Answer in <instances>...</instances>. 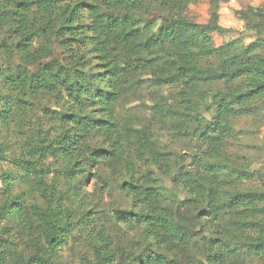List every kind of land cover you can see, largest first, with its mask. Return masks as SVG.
<instances>
[{"label": "trees", "instance_id": "obj_1", "mask_svg": "<svg viewBox=\"0 0 264 264\" xmlns=\"http://www.w3.org/2000/svg\"><path fill=\"white\" fill-rule=\"evenodd\" d=\"M12 1L0 19L21 38L22 62L36 69L0 68V123L28 133L10 156L14 169L0 173V264H56L75 230L94 257L79 264H264V188L236 187L264 182V172H247L246 158L229 147L236 121L264 119V9L235 11L253 40L215 45L211 34L225 31L219 0H210L208 23L180 15L195 0ZM52 40L66 64L39 62ZM142 90L151 96V125L120 123L117 104ZM39 96L56 100L44 112L54 136L31 119ZM165 125L176 141L194 139L193 152L171 154L154 130ZM97 137L104 146L91 144ZM7 150L0 143V161ZM93 164L124 169L119 188L129 209L113 207L103 219L78 204ZM52 166L67 192L60 179L47 183ZM113 225L120 239L138 232L140 252L132 240L114 248Z\"/></svg>", "mask_w": 264, "mask_h": 264}, {"label": "rangeland", "instance_id": "obj_2", "mask_svg": "<svg viewBox=\"0 0 264 264\" xmlns=\"http://www.w3.org/2000/svg\"><path fill=\"white\" fill-rule=\"evenodd\" d=\"M0 2V8L4 10L3 12H8L13 5L12 0H0ZM249 5L264 9V0H219L218 23L225 28V31L221 34L216 32L211 34L215 45H220L222 42L238 37H240L244 43H248L254 39V33L243 29V22L238 19L235 14L236 10L244 9ZM152 13L154 12H151V14ZM180 15L196 23H208L212 20L210 0H195L192 3L190 2L182 9ZM7 27L8 25L0 19V68L6 69V71H14L18 68H25L27 72L35 70L36 65L31 66L22 62L21 53L18 52V48L16 47L18 42H22V40L20 37L15 36L14 33L11 32V29ZM41 39L42 38L34 40L32 43L33 48L38 47ZM46 45H48L49 48L48 55L39 62H49L51 60L59 61V63L63 64L68 62V60H64L63 58L62 48L58 45V41L52 40ZM170 91L173 92L174 90L165 88L163 93L169 95ZM34 101H36V110L34 111L35 113H31V119L33 121H35L36 118L42 120V135L48 134L50 131L51 136H54L55 129L53 128L56 127V125H53L54 119H52L50 115L44 114V112L55 109L56 100L39 96ZM152 105L150 93H147L146 90H142L139 91L137 95L129 96L119 102L115 108V113L120 123L128 122L131 126L141 128L143 125H151L149 122L151 119ZM30 127L33 126L31 125ZM157 127H154V130L160 134V139L168 146L171 154L183 153L186 155L189 152H193V149L197 147V143L194 139L176 141V137L170 130L166 129V125L162 129H159V127L157 129ZM26 128L27 127H23L22 129L26 132ZM22 129H19V126L14 123L7 129V127L2 126L0 123V143H5L8 146L6 159L0 161V173L12 171L14 169V166L10 162V156L11 154L13 155V153L17 154L21 152V148L24 146L28 135L27 132H20ZM235 130H237V134L229 144L232 156L235 157L237 155L242 159L246 158L250 165L249 169H246L247 172L257 169L264 172V119L261 125L255 123L253 119H240L235 122ZM91 144L99 148L104 146L105 140L97 137L91 140ZM52 168L54 171L46 177L47 183L52 182L53 179H60L61 183L59 189L66 191L68 186L63 183L58 166H52ZM85 176L86 183L85 186L81 188L82 195L78 204H87V208L97 211V218H108L109 210L113 207L122 210L130 208V204H132L131 201L119 188L120 183L128 179L124 169L112 171L109 168L105 169L99 165L93 164L86 167ZM236 187L259 190L264 188V182L257 178H253L244 180L242 184ZM71 194L72 192L68 191L65 196H72L73 194ZM72 200H75V198L72 197ZM104 221L109 225L107 220ZM118 226L122 227L125 225L123 223H118ZM125 230L126 229H123V231ZM109 232L116 241V244L113 245L114 248L116 246V248L120 250L126 240H132L138 244L135 245V252L138 253L142 249L143 244L138 232L130 231L123 239H120L119 236L121 233L116 225H113L112 229H109ZM81 234L82 233L75 230L73 239L71 238L57 254L53 255L56 264L84 263L85 258H89L92 261L94 260L92 250L85 236L86 234H84L83 237H81ZM131 247L132 249L130 251H133V245Z\"/></svg>", "mask_w": 264, "mask_h": 264}]
</instances>
